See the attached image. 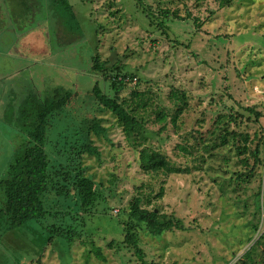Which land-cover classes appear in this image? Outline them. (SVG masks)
<instances>
[{
    "label": "rangeland",
    "instance_id": "1",
    "mask_svg": "<svg viewBox=\"0 0 264 264\" xmlns=\"http://www.w3.org/2000/svg\"><path fill=\"white\" fill-rule=\"evenodd\" d=\"M50 1L0 0V177L9 155L20 150L26 137V120L19 116L21 100L29 94L44 98L61 87L75 96L50 119L45 150L51 155L58 136L79 131L84 118H101L106 136H91L100 153L84 154L82 164L102 183L107 200L97 201L83 219L84 243L55 236L54 225L65 224L52 214L6 231L0 237V264H139L121 243L117 222L125 218L120 211L140 185L150 198L149 207L155 203L157 211L179 218L185 228L159 237L142 230L139 245L148 262L241 263V254L254 240L243 244V223L257 220L254 194L259 186L264 190V165L256 168L247 186L240 183L236 188L228 185V173L222 180L193 168L192 162H185L190 172L168 176L139 171L137 155L115 116L93 104L92 86L102 80L89 67L97 54L134 73L121 92L126 97L133 87L150 90L167 107L170 90L186 93L187 107L176 127L169 123L157 134L160 123L145 124L151 132L149 145L185 166L177 155L180 136L189 137L195 128L206 132L219 113L239 101H264V0H232L224 6L220 0H142L141 7L136 0H68L78 23L74 32L58 26L60 13ZM149 7L158 13L151 24L144 13ZM158 8L167 10L168 17ZM61 31L73 41H64ZM255 127L242 125L250 132ZM160 187L162 195L155 197ZM54 201L53 194L44 198L51 213L77 208L73 200L65 199L61 206H54ZM111 240L114 244L109 246ZM92 245L104 260L95 256Z\"/></svg>",
    "mask_w": 264,
    "mask_h": 264
},
{
    "label": "trees",
    "instance_id": "2",
    "mask_svg": "<svg viewBox=\"0 0 264 264\" xmlns=\"http://www.w3.org/2000/svg\"><path fill=\"white\" fill-rule=\"evenodd\" d=\"M231 1L220 0L219 4L224 6ZM50 2L60 13L61 21L58 26H62L65 32L76 31L78 23L68 0ZM136 3L141 7L142 0H136ZM151 9H144L150 24L151 18L158 16ZM158 11L168 17L167 10L158 8ZM65 32L61 31L59 35L64 41L67 39L71 43L73 39H68L69 34ZM90 62L89 69L102 80L101 85L94 82L92 86L93 104L115 116L126 141L137 155L139 171L151 176H168L172 173L190 172L185 162H192L193 168L204 170L205 173L213 172L214 176L222 180H225L224 175L228 173V185L232 184L236 188L240 183L247 186L255 175L256 168L264 165V112L261 109L264 102L244 104L239 101L227 111L219 113L205 134L195 128L189 133V137L180 136L176 148L178 157L184 161L185 166L181 167L164 151L149 145L151 132L145 124L149 121L160 123L155 131L157 134L164 131L169 123L176 127L177 118L187 107L186 93L180 89L170 90L167 107L161 106L156 94L150 90L133 87L130 95L126 97L121 92L135 77L134 73L127 71L124 65L100 59L97 54L91 57ZM73 96L75 95L71 90L58 87L44 98L29 94L21 100L23 103L21 102L22 106L19 108V116L26 120L23 122L26 137L20 150L9 155L4 174L0 177V191L3 194H0L3 197V200L0 199V237L6 231L29 220L39 221L52 214L60 216L65 224L59 227L54 225L55 236L68 241L79 239L84 243L81 233L83 219L85 220L97 201L106 198L103 194L104 186L86 172L82 159L84 154L99 155L91 136H106V128L99 117L84 118L79 131L73 130L58 136L57 141L51 144L55 148L51 155L45 150V144L50 143L47 139L50 119L59 114ZM249 124L256 125L252 132L242 128V125ZM214 176L212 181L215 180ZM114 179L116 177L109 182ZM143 187H134L132 197L120 211L125 214V218L117 222V228L121 243L132 250L139 264H153L146 260L139 245L140 232L144 230L159 237L171 229L185 228L179 218L157 211L158 206L155 203L149 207L150 198L143 195ZM162 189L160 187L155 197L162 195ZM49 194L55 197L54 206L69 199L73 200L77 208L70 209L65 206L63 211L51 213V207L46 208L44 203V198ZM254 198L257 220L243 223L247 235L243 244L254 240L241 254L239 264H264V224L261 225L264 216V190L261 186L255 192ZM113 244V240L108 243L109 246ZM91 248L97 258L104 260L98 247L92 245Z\"/></svg>",
    "mask_w": 264,
    "mask_h": 264
},
{
    "label": "built area",
    "instance_id": "3",
    "mask_svg": "<svg viewBox=\"0 0 264 264\" xmlns=\"http://www.w3.org/2000/svg\"><path fill=\"white\" fill-rule=\"evenodd\" d=\"M263 94H264V91H263ZM262 100H264V95H263V97H262ZM264 102V101H263Z\"/></svg>",
    "mask_w": 264,
    "mask_h": 264
},
{
    "label": "water",
    "instance_id": "4",
    "mask_svg": "<svg viewBox=\"0 0 264 264\" xmlns=\"http://www.w3.org/2000/svg\"><path fill=\"white\" fill-rule=\"evenodd\" d=\"M234 264H237L236 262Z\"/></svg>",
    "mask_w": 264,
    "mask_h": 264
}]
</instances>
